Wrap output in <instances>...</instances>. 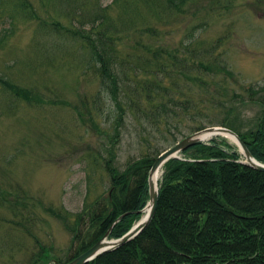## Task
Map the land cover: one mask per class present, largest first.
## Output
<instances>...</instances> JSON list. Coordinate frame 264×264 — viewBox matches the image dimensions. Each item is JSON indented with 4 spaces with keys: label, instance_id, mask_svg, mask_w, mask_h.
Segmentation results:
<instances>
[{
    "label": "rangeland",
    "instance_id": "obj_1",
    "mask_svg": "<svg viewBox=\"0 0 264 264\" xmlns=\"http://www.w3.org/2000/svg\"><path fill=\"white\" fill-rule=\"evenodd\" d=\"M21 1L0 0V78L31 94L0 86V264L65 260L113 170L264 114V0Z\"/></svg>",
    "mask_w": 264,
    "mask_h": 264
},
{
    "label": "trees",
    "instance_id": "obj_2",
    "mask_svg": "<svg viewBox=\"0 0 264 264\" xmlns=\"http://www.w3.org/2000/svg\"><path fill=\"white\" fill-rule=\"evenodd\" d=\"M19 1L27 9V2ZM165 2L174 9L184 0ZM77 34L87 39L85 31ZM0 86L26 98L31 95L2 78ZM118 110L123 109L118 105ZM219 124L233 130L250 155L264 164V114L247 134L236 131L227 118ZM181 158L163 164L155 208L141 231L84 264H264V172L241 163L236 147L223 139L198 142L183 150ZM153 159L143 156L122 171H112L105 200L90 204L69 228L73 250L68 258L51 261L48 248L40 246L27 264H65L107 230L109 238L126 232L147 201L146 175ZM125 211L129 213L114 223Z\"/></svg>",
    "mask_w": 264,
    "mask_h": 264
},
{
    "label": "water",
    "instance_id": "obj_3",
    "mask_svg": "<svg viewBox=\"0 0 264 264\" xmlns=\"http://www.w3.org/2000/svg\"><path fill=\"white\" fill-rule=\"evenodd\" d=\"M210 134H219L223 135L224 137L231 136L233 138V143L237 148V151L241 154L243 164L249 166L252 169L264 172V164L255 160L248 150L246 149L243 142L239 139V137L230 129L223 127V126H213L205 128L200 133H193L191 135L185 136L180 140L176 141L170 147L161 151L152 161L146 175V185H147V202L143 208H141L138 212H145V208L147 209L146 213H144L140 219H138L130 228L123 233L120 237L115 239H108V230L92 245H90L87 249L73 257L71 260L66 262L65 264H84L95 257L99 256L100 254L113 250L118 246L122 245L123 243L127 242L128 240L132 239L136 236L141 229L147 224L150 220L155 204H156V196H157V187L156 182H154L153 178L158 170L161 169L162 165L171 158H178L177 154L200 142L201 138L206 137ZM129 211H125L117 216L114 220V223L118 221L121 217L128 214Z\"/></svg>",
    "mask_w": 264,
    "mask_h": 264
},
{
    "label": "bare ground",
    "instance_id": "obj_4",
    "mask_svg": "<svg viewBox=\"0 0 264 264\" xmlns=\"http://www.w3.org/2000/svg\"><path fill=\"white\" fill-rule=\"evenodd\" d=\"M227 138H228L231 142L234 141L233 138H232L231 136H228ZM158 175H159V170L156 172L155 177L153 178L154 182H156V180H157V178H158ZM146 211H147V209L145 208V212H144V213H146ZM144 213H143V214H144Z\"/></svg>",
    "mask_w": 264,
    "mask_h": 264
}]
</instances>
